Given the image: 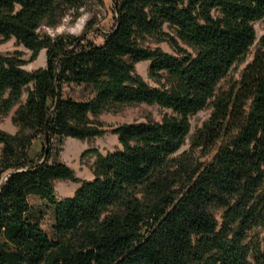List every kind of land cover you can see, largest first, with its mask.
<instances>
[{
    "label": "trees",
    "instance_id": "obj_1",
    "mask_svg": "<svg viewBox=\"0 0 264 264\" xmlns=\"http://www.w3.org/2000/svg\"><path fill=\"white\" fill-rule=\"evenodd\" d=\"M87 1L0 0V39L46 60L27 71L0 53V118L18 128L0 131V264H264V0H111L108 29L41 32ZM81 85L86 99L64 95ZM142 103L161 118L113 127V152L85 150L90 180L56 159L67 137L102 136L103 112ZM54 180L80 186L58 199ZM29 196L52 208V237Z\"/></svg>",
    "mask_w": 264,
    "mask_h": 264
},
{
    "label": "rangeland",
    "instance_id": "obj_2",
    "mask_svg": "<svg viewBox=\"0 0 264 264\" xmlns=\"http://www.w3.org/2000/svg\"><path fill=\"white\" fill-rule=\"evenodd\" d=\"M111 0H88L86 4L79 9L78 17L75 18L73 15H68L62 19V21L56 27H45L43 26L40 30L42 33H49L51 35L70 33L78 35L85 30V25L90 22L94 24L95 28L108 29L109 25L112 22V12L110 11ZM257 31V36L259 37L264 33V18L260 21H257L255 24ZM87 35L91 38H95L97 41H100V36L95 32H87ZM164 51L171 53L172 49L165 42L158 44ZM18 53L20 58H22L26 63L23 68L27 71H33V69L44 67L46 65L45 60V51L41 50L35 58L31 61V52L27 50L24 46L16 43L14 39L3 40L0 39V53ZM148 61H141L135 65V71L143 79L152 85V80L149 77L148 73ZM243 67V64L239 65L238 70ZM234 71L231 73L233 76ZM238 75V72H235V76ZM224 83V81H222ZM63 92L65 96H71L77 100L86 99L90 95V90L85 86L80 87H67L64 86ZM163 111L161 108L156 105H120L112 110L111 112H103L98 119L103 122L105 133L93 140H77L71 137H67L61 145H57L59 151L56 156V159L64 163L66 166H69L73 169L75 176L79 180H90L92 178L91 164L94 160V157L90 155H84L85 150L93 148L98 149L100 152H113L117 146H119L118 137L112 132V128L125 124L127 122H141L147 119L158 120L161 118ZM210 109L206 108L203 111H199L191 117V132L196 128L200 127L206 119ZM12 114L3 116L0 118V131H6L11 134H14L18 131L16 125L12 122ZM188 141V140H187ZM0 144V150H1ZM188 145L183 147V150H187ZM39 150L38 141L33 145V153H36ZM206 158H202L205 160ZM54 191L55 196L58 199L65 198L72 195L75 190L80 186V183L73 182L71 180H54ZM28 200L33 206L34 214L33 216L37 217V214H41L42 218L40 219L41 228L48 234L49 237H52L51 226L53 223L52 208L48 206L45 200H42L39 196H29Z\"/></svg>",
    "mask_w": 264,
    "mask_h": 264
},
{
    "label": "water",
    "instance_id": "obj_3",
    "mask_svg": "<svg viewBox=\"0 0 264 264\" xmlns=\"http://www.w3.org/2000/svg\"><path fill=\"white\" fill-rule=\"evenodd\" d=\"M5 178H6V176H5ZM5 178L0 182V188L2 187L1 185H2L3 181L5 180Z\"/></svg>",
    "mask_w": 264,
    "mask_h": 264
}]
</instances>
